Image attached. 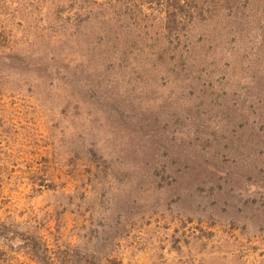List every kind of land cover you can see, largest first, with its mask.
Segmentation results:
<instances>
[{
  "label": "rangeland",
  "instance_id": "1",
  "mask_svg": "<svg viewBox=\"0 0 264 264\" xmlns=\"http://www.w3.org/2000/svg\"><path fill=\"white\" fill-rule=\"evenodd\" d=\"M167 1L114 26L93 0H2L0 263L39 264L37 220L52 256L88 243L123 264H264V91L248 70H264V0H205L179 32L154 21ZM32 55L72 59L53 81Z\"/></svg>",
  "mask_w": 264,
  "mask_h": 264
},
{
  "label": "trees",
  "instance_id": "2",
  "mask_svg": "<svg viewBox=\"0 0 264 264\" xmlns=\"http://www.w3.org/2000/svg\"><path fill=\"white\" fill-rule=\"evenodd\" d=\"M46 3H54L55 0H43ZM80 1H87L90 0H80ZM131 2H127L126 0H107L104 3H100L93 0L94 8L97 11L96 16L103 20L104 24H112L114 26L120 25L121 20H119V14L121 16L126 17V19L129 20H140L145 19L147 17H150L151 15L146 13L144 11V5L145 4H153L158 3L162 4V0H130ZM2 0H0L1 5ZM205 0H169L167 1L168 5L172 7V10H169L166 16H162V14L156 16L154 18L155 20L164 21L168 20L173 22V30L175 32H179V30H182L186 24H196L197 22H200L204 15V10L201 8L202 3H204ZM51 4H49L50 7ZM4 5H2L3 7ZM5 7V6H4ZM24 13V12H23ZM138 25V24H136ZM76 27V25H74ZM201 29L200 32L205 33V25H200ZM195 30V29H194ZM10 28L5 27L4 24H0V38L1 40L4 39L5 36L10 35ZM197 31V28H196ZM8 32V33H7ZM264 37V36H263ZM264 40V39H263ZM193 44V48L189 47V49H192L191 52L195 49L196 51L203 50L205 48L204 44L199 43V41L191 40ZM1 42V41H0ZM173 52L179 55L178 59L179 61L182 59L184 51L181 50V47L177 42L173 43ZM190 52V53H191ZM189 53V54H190ZM197 54H195L196 58ZM247 56L246 58H248ZM68 59H72V57H62V56H27L23 59V64L26 65V68H30L32 72H40L44 75H47V72L51 73L50 75H47L46 77H52L53 81L59 79V75L55 76L57 74H54L55 68L59 70V65L62 62H65ZM7 58L5 56L0 55V64H3L7 66L6 64ZM54 61V62H53ZM59 61V62H58ZM244 62V61H243ZM54 63V65L52 64ZM12 66H16L17 63L14 62L11 64ZM244 65L245 62H244ZM262 67L258 66L253 70L252 65H249L248 70L249 72L252 71L250 78L256 79L259 77L258 81H256L259 85L262 86L264 91V70L261 69ZM48 80V79H47ZM263 100H264V92H263ZM41 187H44V184H40ZM48 187L54 188L53 184H50ZM64 211L60 212L59 215H63ZM88 224H92L90 220H87ZM33 226V225H32ZM42 226L43 224L40 222H34V238L40 241V243L34 244L31 248L26 246V253L31 256L33 260H35L39 264H123L122 260H118L116 257H112L111 254L106 255L104 257L101 256H95L93 253H97L91 248H89L88 243L84 246L80 243L77 245L67 244L65 248H59L58 252L55 253V256H52V249L47 244V241L44 239L42 234ZM85 226H87L85 224ZM44 227V226H43ZM7 224L4 222H0V236H7ZM6 233V234H4ZM81 238V237H80ZM15 241L14 238H11V242ZM10 248V247H9ZM12 249V247L10 248ZM102 250V248H100ZM60 251V252H59ZM103 251V250H102ZM99 252V251H98ZM100 255V252H99ZM0 259H3V257H0ZM0 264H7V263H0Z\"/></svg>",
  "mask_w": 264,
  "mask_h": 264
}]
</instances>
